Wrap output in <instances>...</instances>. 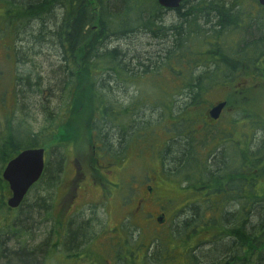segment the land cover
<instances>
[{
  "label": "trees",
  "instance_id": "16d2710c",
  "mask_svg": "<svg viewBox=\"0 0 264 264\" xmlns=\"http://www.w3.org/2000/svg\"><path fill=\"white\" fill-rule=\"evenodd\" d=\"M0 8V38L10 41L6 48L2 46L9 60L28 63L29 51L45 50L58 57L46 77H42L38 63L32 61L33 68L26 66L22 74L14 71L17 96L23 103L38 97L36 104L43 111L53 109L46 104L49 94H54L48 85L52 83L62 97L65 119L69 115L72 118L73 111L79 108L87 115L76 135L88 133L92 147L96 140L106 146L104 141L112 131L121 138L131 132L126 133L131 139L129 146H137L139 138L156 140L155 154L161 156V152L166 153L167 144L172 143L176 166L163 171L171 184L170 193L160 196H177L182 208L188 207L192 215L185 214L169 227V232L149 238L145 264L171 263L165 238L184 245L183 264H264V121H248V125L239 117L226 118L222 123V118L215 121L209 116L214 106L210 97L220 89H227L230 95L222 100L227 102L226 109L234 97L244 102L249 93L264 102V14L253 13L264 11V7L257 0H182L175 10L164 9L158 0H0ZM166 11L176 12L175 24L167 25ZM140 35L156 41L154 48L158 51L144 52L146 59L142 61L143 48L137 38ZM19 41V49L13 48V42ZM153 53L157 54L156 59ZM246 82L250 84L245 85ZM134 84L137 94L127 104L116 101L117 89L127 90ZM142 84L158 85L153 89L158 97L144 95ZM182 95L183 109L175 112V100L179 103ZM145 108L154 110L157 115L151 116H157V120H151L143 129L137 123L134 127L137 111ZM260 111L243 107L239 112L258 115ZM61 113V108L56 111L58 122L47 118L49 124L39 133L28 129L26 123L15 128L9 115H4L5 121L0 117L4 121L3 126L0 123V264H45L38 252L46 251L50 240L31 250L25 246L9 253L2 250L8 242L6 235L21 237L30 233L29 218L37 214L52 222L49 234L53 241L68 238V251L60 253L58 245L50 247L60 263L78 260L74 252L78 251V233L83 234L84 226L74 218L61 225L51 210L52 189L61 179L63 154L72 139L65 132ZM46 114L49 117L54 113ZM108 121H114L110 132ZM251 128L262 129V138L255 139ZM174 134L184 137L188 145L175 139ZM192 142L193 156L183 147ZM224 143L228 149L222 148ZM28 148H49L51 152L58 149L59 156L54 163L46 161L44 174L34 185L44 184L46 195L25 208L27 196L18 209H11L6 204L10 191L2 171ZM99 151L103 153L104 149ZM93 153L87 155L96 162ZM162 186L158 185V193ZM141 208V202H137L136 209ZM12 211H17L15 217L8 215ZM132 213L130 210V220L129 215L126 220L131 225L136 220ZM128 228L129 232L134 231ZM141 236L140 232L139 242L130 248L127 243V264H141L135 256L137 246L143 243ZM153 244L155 248L150 249Z\"/></svg>",
  "mask_w": 264,
  "mask_h": 264
},
{
  "label": "rangeland",
  "instance_id": "374dc122",
  "mask_svg": "<svg viewBox=\"0 0 264 264\" xmlns=\"http://www.w3.org/2000/svg\"><path fill=\"white\" fill-rule=\"evenodd\" d=\"M1 9V8H0ZM2 10V9H1ZM262 10V9H261ZM255 10L253 13L256 14H264V11ZM164 19L167 23V25L175 24L177 21V14L175 11H166L164 14ZM254 32V30H253ZM258 33V28H257ZM253 33L255 37H259L260 34ZM252 34H249L248 38L250 39V36ZM26 37H23V40ZM138 38V44L141 46L142 49V61L143 59H146V54L144 52L150 51L152 49V52H158L155 48H157V42L153 41L152 38L146 35H140ZM10 42L8 38H0V117L3 119L4 115H9L11 118V121H13V125L15 128L19 126L20 123H26L27 128L31 129L34 133H39L46 125L49 124L47 121V118L51 120H56L58 122L59 120L56 118V111L58 112L59 109H62V117L65 119V115H63V109L65 107L63 106L62 97L58 96L59 90L57 88L53 89L54 84H49L51 87V91H53L54 94H49V101H46L47 107L51 105L53 109L47 108L45 111L41 109L40 106H37L36 102L40 99L38 97L33 98L31 97L29 100H27L25 103L21 100L19 96H17V91L19 88L15 86V78L14 71H19L21 74L26 71L27 68H33L32 64H30V61L37 62L39 66V71L42 74V77H46V73L50 71V66L54 65V62L58 59L54 55L53 52H49V50H45V52L40 53L39 51L33 52L29 51L26 47L25 52L29 53L27 54V62H17L11 61L6 56V51L3 47L6 48V44ZM17 45V46H16ZM25 46L27 44H24ZM3 46V47H2ZM13 48H18L21 46L20 41L19 43L13 42ZM155 47V48H154ZM19 49V48H18ZM24 55V54H23ZM154 58L156 59L158 56L157 54L153 53ZM134 63V62H133ZM135 67V66H133ZM241 83V82H240ZM249 82H246L245 85H247ZM250 84V83H249ZM248 84V85H249ZM152 85V84H151ZM150 84H142L140 85V89L144 91V95H153L155 98L158 97V94L156 91L154 92L153 89H155V86L158 88V85L153 84L151 86ZM156 88V89H157ZM236 88L240 89L242 88L241 85H236ZM155 89V90H156ZM135 84L133 87L122 90L117 89L114 95L117 97L116 101H123L125 104L128 103L130 97L137 94L136 92ZM82 92V89L80 88L76 101L80 100V93ZM253 93H249V97L243 102L241 99L237 97L233 98L232 105H229V107L226 109V111L222 115L221 122L223 123V120L226 118L230 119H237L241 118L242 121L246 120L247 124L249 125L248 121H250V124L252 121L254 123L262 122L264 121V102H260V100H256L255 96H252ZM230 97L229 92L227 89H220L218 91H215L213 95L210 97L213 100L214 105L218 103V101H222L226 99V97ZM252 96V97H251ZM258 97V96H257ZM41 98V96H40ZM154 98V100H155ZM183 98L184 96H180L178 99L179 103H177V99L175 100V108L174 111H181L182 105H183ZM227 98V99H228ZM262 99V98H260ZM256 100V104L254 107L251 105L253 103L252 101ZM83 100L81 99V102ZM187 101V99H185ZM28 103V104H27ZM253 108V112H256V110H261L258 115H253L251 113H247L245 115H241L239 112L241 108ZM86 108V107H84ZM53 112V116H49L46 114L47 112ZM79 111V112H78ZM77 112L73 111V116H66L65 123L66 128L65 132L68 135V137L72 136L71 142L66 144V152H64V169L63 173L61 175V179L57 183L56 187L52 189V192L54 193L53 202L52 204V212L54 218L59 222H61V225H66L71 219H76L78 222H80L85 228L89 227L88 230H83V236H80V240H78V251L74 252L77 254L78 260L75 262L67 261L65 264H105V262L101 259V257L97 253V249H100L101 252H103L107 257L111 260H113V256L111 255L113 252L118 251L123 259L126 261H129V254L127 253V248L124 247L123 244H120L119 247L111 248L107 244L103 243L102 237H110L112 232L110 233V230L117 226L120 223L127 222L130 225L126 226L134 230L129 232L128 243L129 248L133 243L139 242V235L140 232L142 233V241L143 243L140 246H137L135 256L138 260H141V264H145L146 257L145 252L147 249V246L149 245V238L152 235L156 234H162L166 231L169 232V227L173 225L174 223L177 224L178 221H181V218L186 214V217L191 216L192 212L191 210L186 208H182V204L177 196H169L163 197L161 199L152 200L150 197H147V199H140L139 195L143 196L142 192H146V188L149 186L148 184H153V179H159V182L163 185L162 188L159 191V195H166L164 193H170L169 192V186L171 184H168V178L166 174L163 172H168L170 168H173L176 166L174 163L175 160V151L172 146V143L167 144V150L164 154V151L161 152L162 156L160 154H155V150L157 149L155 142L152 140L151 142L149 140L151 139H141L139 138L140 142L137 146H129L131 139L129 138V134H124V138L119 137V134L115 131H112L111 134H109V137L107 135V138L105 139L106 146L96 140L95 145L93 144V147L91 146L92 141L89 139L88 133L79 134L78 137L76 135V131L79 129L80 123H85L87 119V115L80 111V108ZM243 111V110H242ZM136 119H138L134 124L136 127L146 128L149 125V122L151 120L155 121L157 120V116H151L157 115V113L149 108L141 109L137 111ZM150 116V117H148ZM244 116V117H243ZM248 116H252V120L248 118ZM140 118V119H139ZM5 121V118H4ZM4 121H0L2 126L4 125ZM128 126L131 125V123H127ZM257 124V123H256ZM109 126V132L113 129L114 121H108ZM240 128V127H239ZM252 129L253 137L255 139L262 138L263 132H260L262 129ZM97 133V132H96ZM144 133V131H143ZM138 134H141L138 132ZM178 141L186 142L184 137H178L176 134H174ZM150 137L154 138V136ZM156 137V135H155ZM186 137V136H185ZM174 139V141H175ZM149 141V143H148ZM137 142V143H138ZM191 142V141H190ZM231 143V141H229ZM234 142V141H233ZM156 143V144H155ZM189 141H187L185 144L188 145ZM234 144V143H233ZM183 146L184 149L188 148L187 152L191 154V156L194 155L195 145L194 142H192V145L189 146ZM95 147V148H94ZM169 147V148H168ZM227 148V146L224 143V146L222 148ZM239 147V146H238ZM104 149V152L101 153L99 150ZM49 149V148H48ZM46 150V160L51 161V163H54L56 161V157L59 156L58 149H55L51 152V150ZM192 149V150H191ZM231 149V148H229ZM96 150V152H100L98 155H95L93 153ZM98 150V151H97ZM57 151V152H56ZM60 151L63 152L62 149ZM88 151L87 154L93 153V158H101V157H108L112 161L107 162L106 159L103 160L104 164H110V170L112 169H118L116 174V179L114 177V174L107 176L108 180L115 181L118 183H122L120 188H117L118 195L114 189V193L110 194L109 198L100 196L101 191H96V196H99L98 198L91 199L88 205H85L82 208V212L80 211L78 213V201H76L72 204L70 202L71 195L73 194L71 191L68 193L69 186L71 187L72 184L75 183V179H73V174L75 169L78 167V161L85 165L89 166L91 169L96 166L95 161L90 160V156L85 154V152ZM143 151V152H142ZM115 156V157H114ZM59 158V157H58ZM60 159V158H59ZM114 159V160H113ZM97 161V160H96ZM100 161V160H99ZM53 167V166H52ZM100 169H103V166L100 167ZM108 168L104 169V173ZM108 169V170H109ZM51 170V167H50ZM107 170V171H108ZM92 174L95 176V172L92 169ZM160 171L163 173V175H160ZM3 172V171H2ZM106 174V173H105ZM151 179V180H150ZM165 180V181H164ZM167 180V181H166ZM7 183V182H6ZM102 185L105 184L103 187L106 191H108V182L105 180H102ZM8 185V184H7ZM44 184H39L37 187H34L28 194L26 205L24 206L26 208L27 205L32 204L34 199H37L39 197H42L46 195V191L42 188ZM147 186V187H146ZM157 186V185H156ZM175 186V185H174ZM9 188V187H8ZM180 194H183L180 192ZM158 195V196H159ZM160 197V196H159ZM120 198L126 199L127 202L125 203V207H121L120 205ZM150 198V199H149ZM137 202H141L142 208L136 209ZM70 205V207H69ZM133 211V215L136 218V220L133 222L134 224L131 225L130 221H126L128 219L130 220V214L129 211ZM19 213V210H17ZM17 211L12 213L10 212L8 215L11 217L14 215V217L17 215ZM2 212V211H1ZM0 212V214H2ZM165 214L167 218V222L165 224H158L157 218L162 217V215ZM122 219V222L120 220ZM47 220H43V216L41 214L32 215L31 218H29L28 225L31 227V231L29 234L17 235L14 237L11 235H6L8 238V242L6 245L2 248V250H6L7 253L12 252L13 250H19L21 247H24L26 249H33L34 247H38L41 243L44 241L50 240V245L47 247L46 251L39 250V254L41 257V261H43L45 264H61L59 261V258L56 254L53 253L50 247H54L55 245H58V252H64V250L68 251V238L64 240L58 241L57 239L53 241L52 236L50 235V230L52 227V222ZM60 225V226H61ZM147 226V227H146ZM109 227V228H108ZM60 228H63L62 226ZM141 228V229H140ZM62 230V229H60ZM124 231H126L124 229ZM64 234L65 232L62 231ZM86 236V237H85ZM85 237V238H84ZM51 238V239H50ZM85 239L83 242L82 239ZM168 238L170 239L169 235ZM55 239V238H54ZM20 240V241H19ZM148 240V241H147ZM57 241V242H55ZM165 250L166 254L171 260L170 264H180L185 263L186 257L183 255L184 245L180 244L178 241L175 240H168L165 238ZM155 245L153 244L150 249ZM208 247V246H207ZM26 252V250H23ZM72 252V251H70ZM28 253V252H27ZM54 254V255H52ZM44 256V258H43ZM48 257V258H47ZM100 258V259H98ZM94 259L98 261H94Z\"/></svg>",
  "mask_w": 264,
  "mask_h": 264
},
{
  "label": "flooded vegetation",
  "instance_id": "af4514ba",
  "mask_svg": "<svg viewBox=\"0 0 264 264\" xmlns=\"http://www.w3.org/2000/svg\"><path fill=\"white\" fill-rule=\"evenodd\" d=\"M95 148V147H94ZM95 155H98L100 152H94ZM97 160V158H96ZM222 164V163H221ZM103 166L101 164V162L98 160L95 168L98 169L100 176L96 173V176H94L92 174V169L94 170L95 168L93 167L92 169L86 165V170H85V165L80 163L78 161V170L77 168L74 171L73 174V179H75V183L71 185V187L69 186L68 193H70V191L73 193L71 195L70 198V202L73 204L76 199L78 201V213L81 211L82 212V208L85 205H88L91 199H95L98 198L99 196H96L97 193H95L96 191L99 192V190L101 191L100 196L102 197H106L109 198L110 194H113L115 191L118 195V190L117 188H120V186L122 185V183H118L115 181H110L108 180L107 176H110L112 174H114L115 172L118 171V169H112V171L109 169L110 164H106L105 166H103V168H108V171H105L106 174L100 170L99 168ZM107 175V176H106ZM101 176L108 182V191L105 190V188L103 187L105 184H101L102 180H101ZM114 177L116 179V174H114ZM153 179V184H148L149 186L146 188L147 193L146 192H142L143 196L139 195L140 199H147V197H150L152 200H156L158 199V192H157V188L158 185H161V183L159 182V180L155 179V177L151 178ZM150 179V180H151ZM117 181V179H116ZM157 185V186H156ZM115 189V191H114ZM160 196V195H159ZM161 197V196H160ZM149 198V199H150ZM162 198V197H161ZM120 205L121 207H124V199L120 198ZM122 223L118 224L117 226H115L114 228H112L110 230V233L112 232V234L110 235V237H102L104 240L103 243H105V245L107 244L108 246H110L111 248H115V247H119L120 244H123L124 247L126 248V245L128 243V237H129V228L126 226H122ZM109 228V227H108ZM64 229V228H62ZM84 229L89 232V227H84ZM124 229L126 231H124ZM80 236L82 237L83 235L81 234V232L78 233V240H80ZM86 237V236H85ZM84 237V238H85ZM82 239V241L84 242L85 239ZM79 245V244H78ZM97 253L99 254V256L101 257V259L105 262V264H127L128 261H126L125 259L122 258V256L120 255V253L118 251L113 252L111 255L113 256V260L110 261V259L107 257V255H105L103 252L100 251V249H97ZM100 259V258H98ZM94 261H98L96 259H94ZM96 264V263H94Z\"/></svg>",
  "mask_w": 264,
  "mask_h": 264
},
{
  "label": "water",
  "instance_id": "95a60500",
  "mask_svg": "<svg viewBox=\"0 0 264 264\" xmlns=\"http://www.w3.org/2000/svg\"><path fill=\"white\" fill-rule=\"evenodd\" d=\"M159 4L169 10L180 7L182 0H158ZM264 7V0H258ZM226 102H220L209 112L214 120L219 119ZM45 171V149L30 148L22 150L10 160L3 171V179L8 183L11 196L7 200L10 208H18L31 187L36 184ZM161 221V220H160Z\"/></svg>",
  "mask_w": 264,
  "mask_h": 264
}]
</instances>
